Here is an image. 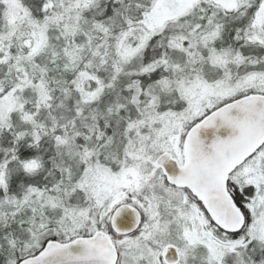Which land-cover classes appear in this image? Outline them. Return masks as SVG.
I'll use <instances>...</instances> for the list:
<instances>
[{
  "label": "snow or ice",
  "instance_id": "snow-or-ice-1",
  "mask_svg": "<svg viewBox=\"0 0 264 264\" xmlns=\"http://www.w3.org/2000/svg\"><path fill=\"white\" fill-rule=\"evenodd\" d=\"M0 264H264V0H0Z\"/></svg>",
  "mask_w": 264,
  "mask_h": 264
}]
</instances>
